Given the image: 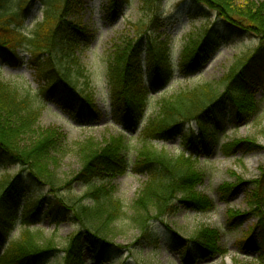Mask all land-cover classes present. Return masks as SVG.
Instances as JSON below:
<instances>
[{"label":"trees","instance_id":"trees-1","mask_svg":"<svg viewBox=\"0 0 264 264\" xmlns=\"http://www.w3.org/2000/svg\"><path fill=\"white\" fill-rule=\"evenodd\" d=\"M130 1L108 0V20L114 21ZM35 2L43 7V21L28 35L23 31L25 15ZM197 3L201 4L200 1ZM203 3L219 14L231 32L252 33L260 40V46L253 53L238 57L224 81L205 83L162 101L158 117L149 122L142 133V142L147 145L139 153L133 169L148 175V183L133 205V211L139 218L127 213L123 202L116 197V191L107 183L108 179L127 171L121 141L103 148L89 145L81 154L82 170L75 182L89 187L97 181L94 190L77 197L68 185L67 191L54 193L57 183L48 172L47 158L59 135L48 132L36 138L31 146L21 149L18 140L31 134L43 115L44 107L36 106L29 95H21L0 79V158L22 167L12 179L0 180V264H41L49 257L52 253L49 249L32 241L36 235L31 230L38 234L44 231L34 226V219L40 221L43 215L49 217L55 231L65 223L78 228L65 250V264L82 262L85 250L91 251L97 264H125L119 253L123 247L113 238L117 223L129 219L137 226L135 246L152 248L159 245L162 231L151 220L164 224L163 218L175 214L180 206L196 211L213 208L212 201L198 191L205 177L198 168L199 160L212 157L217 135L225 131V111L229 107L231 119L237 118L238 121L249 119L257 110L253 95L259 87H264V8L254 4L240 5L236 0ZM162 4L163 0H141L143 17L133 26V38L118 41L111 54L108 70L112 87L110 99L114 112L128 126L142 119L148 95L160 92L174 76L175 68L167 53V41L161 40L162 36L157 34L164 17ZM84 6L85 0H0V60L9 66L19 67L23 63L20 54L27 53L31 58L29 67L41 87V95L56 100L79 122L85 118L94 120L99 114L93 103V90L73 61V42H79L76 38L80 43L87 41L84 35L86 28L79 22L72 30V24L65 23L80 13ZM202 12L204 15L205 11ZM219 42L215 28L191 36L185 44L178 68L188 74L196 72ZM143 52L148 70L146 82L141 73ZM245 99L251 100L250 108L245 109ZM193 123L198 127L197 133L192 129L185 130ZM178 136H182L184 148L179 156H171L165 149L158 151L148 147L152 142H168ZM246 146L249 151L255 148L250 142L237 141L225 144L222 151L230 156L238 149H247ZM23 173L31 184L51 189L49 197H29L22 204L25 183L22 185L20 176ZM249 186L252 188L248 192L246 208L238 216L230 215V219L231 223H236V229L248 217L256 220L247 240L249 251L244 248L249 253L259 254L260 264H264V168L256 181L239 186L222 185L220 200L229 203L239 189ZM19 218L24 224V241H8V233ZM256 229H260V242L254 238ZM172 235L177 239L175 247L182 249L181 264H199L225 253L218 230L203 228L192 243H185L176 232ZM243 243L244 240L238 243L241 250Z\"/></svg>","mask_w":264,"mask_h":264},{"label":"rangeland","instance_id":"rangeland-1","mask_svg":"<svg viewBox=\"0 0 264 264\" xmlns=\"http://www.w3.org/2000/svg\"><path fill=\"white\" fill-rule=\"evenodd\" d=\"M201 2L198 4L197 2ZM210 0H163L162 10L164 17L160 23L157 34L161 40L167 41V53L174 65V76L169 84L158 93L148 95V103L142 119L128 126L116 112H114L109 85L108 70L113 48L118 41L124 38H133V26L142 19L140 11L141 0H131L117 18L110 22L107 17L108 0H85L83 10L77 15L71 16L65 23H71L72 30L76 24L82 22L86 28L87 41L73 42L75 47L74 63L76 69H80L82 76L88 80V85L94 93V105L99 112L94 120L86 118L77 121L70 113L53 98H45L41 95V87L37 83L34 72L29 67L30 56L21 53L22 65L12 67L0 60V79L3 83L20 92L21 95H29L33 103L44 107V112L36 127L27 137L20 138L18 145L21 149L31 146V143L48 132H55L59 136L53 142L50 154L47 158L48 172L56 179L57 188L54 193L60 194L68 190V185L73 194L81 197L95 189L97 181L87 187L75 182L77 175L82 170L81 154L87 146L106 147L111 143H123L122 157L127 163V171L107 180L110 188L116 191V197L125 205V210L131 215H136L133 205L144 191L148 183V175L137 173L133 169L137 164L139 153L147 144L142 142V133L149 122L156 119L160 113L163 100L170 99L173 95L194 89L205 83H220L227 79L231 67L238 57L253 53L259 46L260 40L249 32L233 33L226 22L217 12H212L203 2ZM235 1V0H234ZM241 4H251L264 8V0H236ZM249 2V3H247ZM205 11L204 15L203 12ZM23 31L31 35L36 25L43 21V7L35 2L25 15ZM216 29L220 42L212 54L206 58L199 70L194 73H184L178 68L181 54L185 44L193 35H198L205 29ZM71 30V31H72ZM71 33V32H70ZM72 33H74L72 31ZM72 35V34H71ZM73 35L71 36V40ZM82 40V39H81ZM145 52L141 56L142 75L147 81L148 70L146 68ZM74 64V65H75ZM81 82H84L81 80ZM145 86V85H143ZM257 103V110L245 121L231 119V108L225 111V131L218 133L216 149L211 158L201 157L198 168L203 171L205 177L198 187L200 194L207 196L213 203V208L208 211L188 210L178 207L175 214L163 218L164 224L159 220H151L162 231L159 245L152 248H137L135 242L138 239L136 227L127 220L117 223V231L114 233L115 242L122 246L119 249L125 264H181V248H176V240L172 232H176L186 243H192L198 231L203 228L218 230L221 234L220 245L225 252L222 256L212 261H203L199 264H260L259 254L249 251L248 239L256 223L254 218H246L244 224L236 229V223L232 222L230 215L238 216L246 208L248 192L252 188L242 187L229 203L220 200V187L225 184L239 186L243 183L256 181L264 168V87H259L253 95ZM251 100L245 99L244 106L250 108ZM240 117V116H239ZM238 117V118H239ZM87 120V121H86ZM192 129L196 133L198 127L195 123L187 126L185 130ZM250 142L255 145L252 151L246 146L243 150H236L233 155L224 154L222 147L234 142ZM149 148L161 151L165 149L171 156H179L184 148L182 136L175 137L168 142H152ZM0 158V180L17 176L22 167L13 165ZM23 186L22 204L29 197H49L51 189L38 187L26 179V173L21 176ZM75 182V183H74ZM46 211V205H44ZM21 218V213L19 214ZM17 220L14 227L8 233V241L22 243L23 220ZM36 227L44 231L36 235L32 240L44 249L52 253L41 264H65V250L71 243L77 227L65 223L55 231V226L50 225L47 215L34 219ZM31 226V227H34ZM168 227V228H166ZM260 229L254 232L255 241L260 242ZM244 240L243 250L239 242ZM246 249H245V248ZM77 264H97L93 261L90 250L83 253V261ZM102 264H119L102 263Z\"/></svg>","mask_w":264,"mask_h":264},{"label":"water","instance_id":"water-1","mask_svg":"<svg viewBox=\"0 0 264 264\" xmlns=\"http://www.w3.org/2000/svg\"><path fill=\"white\" fill-rule=\"evenodd\" d=\"M209 261H212V260H209ZM208 262V261H207Z\"/></svg>","mask_w":264,"mask_h":264}]
</instances>
